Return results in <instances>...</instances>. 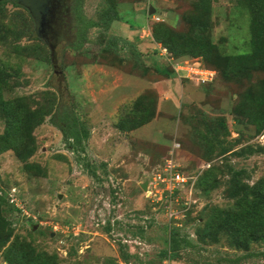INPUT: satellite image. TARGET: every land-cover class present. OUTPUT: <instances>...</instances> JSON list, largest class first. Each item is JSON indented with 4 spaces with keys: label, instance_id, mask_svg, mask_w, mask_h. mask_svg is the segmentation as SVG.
<instances>
[{
    "label": "rangeland",
    "instance_id": "rangeland-1",
    "mask_svg": "<svg viewBox=\"0 0 264 264\" xmlns=\"http://www.w3.org/2000/svg\"><path fill=\"white\" fill-rule=\"evenodd\" d=\"M200 1L81 0V30L66 19L62 36L51 39L53 60L27 10L0 3V238L11 230L0 264H264L261 204H250L248 213H259L252 229L234 221L245 205L235 188L252 202V192L264 198V104L255 103L264 98V66L238 69L231 60L253 52L250 3L210 0L207 58L176 43L177 56L158 43L165 60L149 44L160 26L193 37ZM106 15L118 19L109 30ZM125 22L134 29L130 41L152 58V73L86 66L103 57L110 35L127 37ZM186 62L216 75L201 83L174 71ZM144 76L152 88L138 80ZM137 83L144 98L135 105ZM142 104L150 108L147 124L136 111ZM64 107L88 131L81 145L51 123ZM174 144L180 171L194 182L188 204L187 188L173 198L147 195Z\"/></svg>",
    "mask_w": 264,
    "mask_h": 264
},
{
    "label": "trees",
    "instance_id": "trees-1",
    "mask_svg": "<svg viewBox=\"0 0 264 264\" xmlns=\"http://www.w3.org/2000/svg\"><path fill=\"white\" fill-rule=\"evenodd\" d=\"M244 2L250 3V10H251V30H252V44H253V52L252 54H246V55H240L236 57H232L231 60L237 63L239 66H237L238 69L246 67L248 62L252 63L253 67H256L257 65L264 66V0H243ZM209 5L210 0H201L197 8H199V11L193 16L192 18V31H193V37L191 38H184L181 35H171L169 33V29L166 27H158L153 35V41L155 43H160L164 45L166 48H168L170 51L175 53V55L178 56L179 52L176 50V43L177 45H180L183 50H186L187 48L193 50L195 52V55H197L199 58L203 59L207 58L209 54H211L212 50L214 49V45L210 41L209 35L206 34L208 29L210 28V22H209ZM196 8V7H195ZM109 11L107 12V14ZM114 20H118L112 17H109L106 15L101 23L107 25L108 30L111 27V22ZM84 36L83 33L81 35ZM112 42V41H111ZM103 56L102 58H99L98 60H94L93 62L102 64V61L107 63L108 66H123L122 60L119 58L117 53V48L115 43H109L106 47H104L103 53L101 54ZM101 59V60H100ZM113 62V63H111ZM141 68V67H140ZM147 66H142L141 70L143 73H147L145 70ZM157 68L155 71L157 72ZM160 73L163 71H159ZM142 73V74H143ZM143 94L140 95L137 100L135 101V105L139 102H143ZM256 105L257 104H264V98H258L256 99ZM140 109V111H139ZM137 112H142L140 115L141 119L143 120V124H147L150 119V108L149 105L142 104L140 107L136 109ZM262 121L260 122L259 127H264V110L262 111ZM51 123L58 129H60L63 132V135L66 140H72L75 144L81 145L84 140L88 137V131L86 127L78 120L76 114L70 109V108H62L60 111L57 110L51 118ZM123 126H121L122 128ZM135 127L130 128V130H133ZM124 130V129H122ZM31 151H26L23 154V158H27ZM203 179V178H202ZM202 179L198 182V187L201 185ZM247 188V187H246ZM236 191L234 195H239V193L242 194L240 199V204L244 203L245 205H242V209L238 215H235L234 221H246L249 225L247 226L248 230L252 229V225L257 220V215L259 214L257 212H251L248 213V210L250 209V204L252 203L253 208H257L259 204H261V209L264 210V198H260L259 195L255 192L253 193V197L256 199V202H252V198H250V195L247 193L245 188H235ZM0 202L4 203V200L0 198ZM259 203V204H258ZM241 216V218H240ZM248 217V221L246 218ZM229 223V222H228ZM239 223V222H238ZM213 223H210L207 228V232L212 228L213 230ZM213 226V227H212ZM226 231L227 228L229 229V226H225ZM231 231V229H229ZM232 232V231H231ZM11 237V230H8L6 235L3 238H0V247L5 246L9 239ZM180 242L178 233H174V237L172 238V244L173 247L176 248L178 246V243Z\"/></svg>",
    "mask_w": 264,
    "mask_h": 264
},
{
    "label": "built area",
    "instance_id": "built-area-1",
    "mask_svg": "<svg viewBox=\"0 0 264 264\" xmlns=\"http://www.w3.org/2000/svg\"><path fill=\"white\" fill-rule=\"evenodd\" d=\"M160 57L167 59L168 52L165 48H157ZM172 66L174 71L181 72L187 77H194L197 81L201 83H207L213 80L216 73L212 70L205 69L201 63L191 62V63H177ZM191 77V78H192ZM179 149V144H174L172 150L169 152L168 158L165 159L164 164L153 173L152 181L149 182V190H147V195L157 196L161 198L163 194L168 197L173 198L177 190L181 188H187L189 190V197L187 199V204L190 203L189 200L192 198L193 190V179L185 176L179 169V165L176 163L175 152ZM169 213H166L167 218L172 219L173 215L176 214L169 209ZM163 264H172L171 261H164Z\"/></svg>",
    "mask_w": 264,
    "mask_h": 264
},
{
    "label": "flooded vegetation",
    "instance_id": "flooded-vegetation-1",
    "mask_svg": "<svg viewBox=\"0 0 264 264\" xmlns=\"http://www.w3.org/2000/svg\"><path fill=\"white\" fill-rule=\"evenodd\" d=\"M6 1L15 3L26 9L35 24V18L30 11L34 10L40 24L39 31L37 34L35 31V34L49 48L55 49L56 45L51 43V39L62 36L66 26H68L66 21L68 17L74 20L76 31L81 30V0H0V3Z\"/></svg>",
    "mask_w": 264,
    "mask_h": 264
},
{
    "label": "crops",
    "instance_id": "crops-1",
    "mask_svg": "<svg viewBox=\"0 0 264 264\" xmlns=\"http://www.w3.org/2000/svg\"><path fill=\"white\" fill-rule=\"evenodd\" d=\"M125 24H127V26H128V28H126V29H124V31H125V33H126V38H120L119 36H116V37H119V38H114L113 36H109V34H108V36H109V38H110V40H109V38H108V43H115L116 44V48H117V53H118V56H119V58L122 60V65L123 66H147V68L145 69L146 71H147V73H148V75L149 74H151L152 73V58L150 57V55L148 54L147 55V57H146V55H143L142 53L145 51L144 49V46L141 48L140 46L141 45H139V46H137L136 44H134V42H131L130 41V32H129V30H131V31H133L134 29H132L133 27H132V25L129 23V22H125ZM143 32H145V31H143L142 30V32H141V36L139 37V40H143V39H145V36H143L144 34H143ZM109 33V32H108ZM113 35V34H112ZM112 38H114L113 39V41L111 42V40H112ZM136 40H138V39H136ZM138 40V41H139ZM151 46H153L154 47V50L155 51H157V45L158 44H156V43H149ZM144 45V44H143ZM121 46H122V49H121ZM125 51L127 54H124V55H121V51ZM158 52V51H157ZM158 57H160L159 56V54H158ZM86 66H100V65H98L97 63H91V64H85ZM108 66V65H107ZM158 68V67H157ZM111 69V68H110ZM113 70V69H112ZM157 72L159 73V71L157 70ZM143 73V72H142ZM143 74H145V73H143ZM146 76V75H145ZM145 76L144 77H142V78H139L138 80H142L143 82H145L146 83V85L148 86V87H151L152 88V80L151 79H148V78H145ZM125 80V79H124ZM128 83V82H127ZM128 87V86H127ZM132 87V86H131ZM129 88V87H128ZM134 88H137V90L136 91H134V93L135 92H138V93H135L134 94V96H137L136 97V99L143 93V88L141 89V91L139 90V85H138V83H137V85H135L132 89H134ZM127 89V88H126ZM125 89V90H126ZM130 90H132L131 88H129ZM135 90V89H134ZM126 91H128V90H126Z\"/></svg>",
    "mask_w": 264,
    "mask_h": 264
},
{
    "label": "water",
    "instance_id": "water-1",
    "mask_svg": "<svg viewBox=\"0 0 264 264\" xmlns=\"http://www.w3.org/2000/svg\"><path fill=\"white\" fill-rule=\"evenodd\" d=\"M30 11H31L32 16L35 18V31H36V34H37L38 31H39L40 24H39V21L37 19V16H36L34 10H30ZM155 11L156 10L152 6H150L149 7V11H148L149 16L155 15ZM50 50L52 52V60H53L54 59V54H53L54 53V49L52 47H50ZM54 68H55V65H54ZM146 187H147V182H145V184L142 185V189L146 190Z\"/></svg>",
    "mask_w": 264,
    "mask_h": 264
}]
</instances>
